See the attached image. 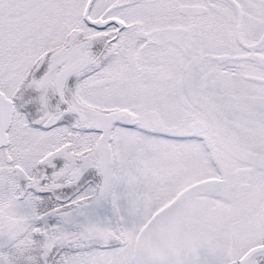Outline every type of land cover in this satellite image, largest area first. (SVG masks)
Segmentation results:
<instances>
[{
	"label": "snow or ice",
	"instance_id": "obj_1",
	"mask_svg": "<svg viewBox=\"0 0 264 264\" xmlns=\"http://www.w3.org/2000/svg\"><path fill=\"white\" fill-rule=\"evenodd\" d=\"M0 264H264V0H0Z\"/></svg>",
	"mask_w": 264,
	"mask_h": 264
}]
</instances>
